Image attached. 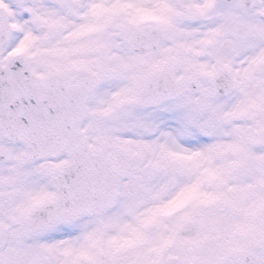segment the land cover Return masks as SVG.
<instances>
[{"label":"snow or ice","instance_id":"1","mask_svg":"<svg viewBox=\"0 0 264 264\" xmlns=\"http://www.w3.org/2000/svg\"><path fill=\"white\" fill-rule=\"evenodd\" d=\"M0 264H264V0H0Z\"/></svg>","mask_w":264,"mask_h":264}]
</instances>
